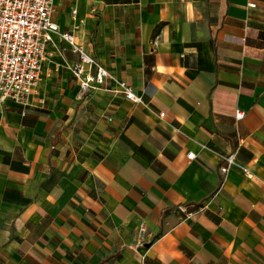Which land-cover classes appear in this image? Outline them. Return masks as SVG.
Returning <instances> with one entry per match:
<instances>
[{
    "label": "crops",
    "instance_id": "1",
    "mask_svg": "<svg viewBox=\"0 0 264 264\" xmlns=\"http://www.w3.org/2000/svg\"><path fill=\"white\" fill-rule=\"evenodd\" d=\"M53 21L113 79L82 94L54 35L38 91L0 105V264H264V0H55Z\"/></svg>",
    "mask_w": 264,
    "mask_h": 264
},
{
    "label": "built area",
    "instance_id": "2",
    "mask_svg": "<svg viewBox=\"0 0 264 264\" xmlns=\"http://www.w3.org/2000/svg\"><path fill=\"white\" fill-rule=\"evenodd\" d=\"M249 6L256 8L255 4ZM54 12L55 0H0V105L7 100L26 105L30 96L38 91L47 48L53 43L54 35H61L74 46V52L81 54V64L74 67V73L80 80L82 94L113 79L96 59L75 46L73 35L60 33L59 26L53 21ZM85 67L90 73L83 79ZM117 86L114 92L123 94L131 103L141 101L126 82H118ZM244 116L242 111L236 113L237 120H242ZM195 158L194 153L188 155L189 160ZM225 160L227 165L221 168L224 175L232 167H237L235 155ZM245 172L251 176L249 171Z\"/></svg>",
    "mask_w": 264,
    "mask_h": 264
}]
</instances>
